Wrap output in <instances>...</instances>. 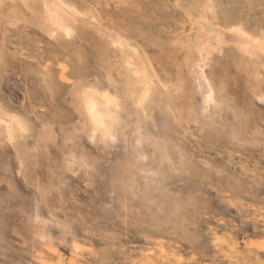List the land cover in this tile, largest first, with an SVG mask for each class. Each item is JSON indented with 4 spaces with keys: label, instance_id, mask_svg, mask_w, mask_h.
Returning a JSON list of instances; mask_svg holds the SVG:
<instances>
[{
    "label": "rangeland",
    "instance_id": "374dc122",
    "mask_svg": "<svg viewBox=\"0 0 264 264\" xmlns=\"http://www.w3.org/2000/svg\"><path fill=\"white\" fill-rule=\"evenodd\" d=\"M65 1L78 15L68 36H51L37 0H0V106L25 124L15 144L0 141V264H264V101L254 97H264V54L248 61L225 44L210 56L206 70L223 78L226 100L212 108L216 124L184 131L210 174L200 162L194 176L175 169L160 180L148 164L159 182L132 183L130 132L92 137L76 95L113 73L106 34L131 8L142 22L175 27L160 35L137 25L142 37L130 41L190 120L185 58L207 0ZM212 3L226 35L242 27L264 36V0ZM154 115L146 131L166 146L170 125ZM240 117L244 135L232 139Z\"/></svg>",
    "mask_w": 264,
    "mask_h": 264
},
{
    "label": "bare ground",
    "instance_id": "6f19581e",
    "mask_svg": "<svg viewBox=\"0 0 264 264\" xmlns=\"http://www.w3.org/2000/svg\"><path fill=\"white\" fill-rule=\"evenodd\" d=\"M37 1L41 19L49 35L54 36L61 33L68 36L71 31L68 24L69 19H75L78 11L65 0ZM133 11L131 8L122 7L123 23L116 24V31L106 34L117 57V65L114 66L113 73H105L104 77L102 76L103 81L97 86L92 84L87 86L86 84L80 92L75 91L77 106L85 118L87 131L92 137L96 136L106 141L115 139L117 132L122 136L128 135L130 132L129 163L126 171L131 177V182L139 179V182L143 180L144 185H154L155 182H159L155 181L159 178L156 174L160 176L161 180V176L163 178L167 173H174L175 169L194 176L200 168V162L203 163L201 164L203 165L202 174L206 176L210 174V168L204 163L205 161L198 158L201 152H197L194 143L191 140L186 141L184 131H188L192 125L196 127V130L201 131L205 121L216 124L215 118H212L211 115L212 108L220 106L223 99L226 100V87L223 78L206 70V67L209 66L210 56L213 52L221 53L225 44H231L241 58L246 57L248 61L253 58L258 63L259 55L264 54V36L252 37L249 35L251 33H246V30L241 29L242 27H237L229 35H226L224 30L217 25L218 18L215 15L212 0H207L202 8L203 14L194 22L195 37L187 46L185 66L191 77V89L188 91V95L196 101L195 104L193 100L190 102L192 109L190 120L183 121L182 109L174 93L176 90L170 89L165 82L161 81L155 73L150 59H146L148 57L145 55L146 58L141 56L136 49V43L133 44L130 41V39L135 40L136 36L142 37V33L133 31L137 25L158 34L161 32V28L173 29L175 27L165 21L142 22L137 15L138 12L134 9ZM153 11L156 12V10ZM159 15L165 19L163 14ZM89 18L93 19L92 16ZM224 19L226 24L237 22L227 15ZM143 49L145 51V48ZM156 83H160L159 88L156 87ZM254 97L258 101H264V97L260 93L256 92ZM129 105L132 107L131 111L128 110ZM6 110L0 106V141L15 144L17 134H21L25 130V124L19 116ZM155 113L170 125L169 137L166 138L169 144L166 146L157 141L153 142L146 131V120L150 119L156 123ZM222 120H224L223 117ZM243 132L244 123L240 117V123L232 131L231 138L241 139L244 135ZM148 164L157 168V171L154 170L157 172L156 174L148 170Z\"/></svg>",
    "mask_w": 264,
    "mask_h": 264
}]
</instances>
